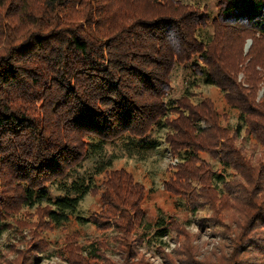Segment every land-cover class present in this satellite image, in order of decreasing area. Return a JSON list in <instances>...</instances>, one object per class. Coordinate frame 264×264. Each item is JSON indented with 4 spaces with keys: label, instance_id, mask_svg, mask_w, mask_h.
<instances>
[{
    "label": "trees",
    "instance_id": "16d2710c",
    "mask_svg": "<svg viewBox=\"0 0 264 264\" xmlns=\"http://www.w3.org/2000/svg\"><path fill=\"white\" fill-rule=\"evenodd\" d=\"M216 7L211 19L178 0H0V234L16 228L28 238L19 264H38L48 247L43 232L66 223L89 192H100V209L76 219L113 228L121 235L118 264H139L144 189L124 169H110L105 147L146 140L157 127L167 129L176 160L165 190L188 207L196 195L218 204L217 221L230 220L237 231L233 264H264V0H216ZM208 25L212 35L203 40ZM189 63L194 79L216 87L237 112L232 128L209 98L167 100L172 71ZM247 136L262 147L257 161ZM203 153L239 176L225 182ZM231 209L241 217L231 219ZM172 226L179 230L173 218L161 219L153 238ZM65 247L68 264H93L103 249L72 239Z\"/></svg>",
    "mask_w": 264,
    "mask_h": 264
},
{
    "label": "rangeland",
    "instance_id": "374dc122",
    "mask_svg": "<svg viewBox=\"0 0 264 264\" xmlns=\"http://www.w3.org/2000/svg\"><path fill=\"white\" fill-rule=\"evenodd\" d=\"M178 1L199 5L211 19L217 15L216 0ZM211 35L210 25L200 32L203 40H208ZM249 45L250 41L245 45V50L248 49ZM171 83L167 98L169 102L186 96V103L198 105L202 99L209 98L215 104L220 116H225L223 126L232 128L237 123V112L224 103L222 95L216 87L203 84L200 80L194 79L190 63L175 67L171 74ZM261 95L262 90L259 92L258 98ZM200 125L201 128H204L203 123H200ZM166 133V128L157 127L146 140L137 141L124 138L112 144H107L105 147L107 153L112 157L110 169H124L133 181L144 189L142 208L145 212V218L143 225L135 233L136 237L146 238L144 240L138 239L135 243L133 261H138L139 264H233L236 258V250L233 251L232 242L235 240L237 231L230 220L223 219L225 224L217 221L218 218L224 216L223 213L216 215L218 204H209L203 195H196L192 197L193 203L191 202V206L188 207L187 199L171 195L165 190L164 184L173 175L171 174L170 165L176 163V160L171 159L169 155L168 145L165 141ZM247 137L246 147L253 149L249 157L257 161L262 147L255 146L252 139L249 136ZM144 141L146 144H144ZM201 158L211 165L215 174L223 175L225 182H234L235 178L239 176L235 170L223 167L217 159L211 158L207 154H201ZM88 166L89 162L83 165L84 169H87ZM103 179V174L97 176L95 179L96 185H100ZM215 183H212L213 186L218 187L220 191L224 192L226 190L225 184ZM194 185L197 187L196 189L200 188L197 182H194ZM210 190L206 192L208 195H210ZM233 193H239V188H236ZM211 195L215 197V192H212ZM99 196L100 192H89L79 202L74 211V216L66 223L43 232V238L48 247L46 252L37 253L36 257H39L38 264H68L66 262L65 246L69 239H72V242L75 241L79 247H85V249H89L88 245L93 241L101 243L103 249L99 254L100 258L93 261V264H118L122 260V252L119 248H116V239L121 236L119 233L113 228L101 230L91 223H82V221L76 219V216L86 218L88 215L98 212L100 209ZM201 197L203 201H200ZM237 197L240 198V195ZM197 201L200 202L196 204ZM192 205L194 206V212L191 210ZM35 211L36 208L28 210L30 213ZM22 212L26 213L27 210ZM230 217L234 219L241 216L231 209ZM168 218H173L176 221L179 230H175V227L172 226L170 233L165 238L156 241L153 238L157 231L156 224L161 219L168 221ZM32 221H35V217ZM227 226L230 227V232ZM15 231L16 228H11L0 234L2 264H19L21 255H18V253L24 250L28 238L22 241L19 233ZM182 231L185 236L181 235ZM256 231L259 234L263 233L261 229L256 228ZM26 232H23L24 236H27ZM184 246L188 257L183 253ZM231 252L234 253L231 254ZM254 260H257L254 256L248 258V261ZM250 264H260V262H251Z\"/></svg>",
    "mask_w": 264,
    "mask_h": 264
}]
</instances>
